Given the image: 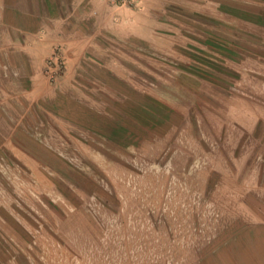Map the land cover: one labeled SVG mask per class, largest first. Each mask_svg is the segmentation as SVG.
I'll return each instance as SVG.
<instances>
[{"label":"rangeland","instance_id":"1","mask_svg":"<svg viewBox=\"0 0 264 264\" xmlns=\"http://www.w3.org/2000/svg\"><path fill=\"white\" fill-rule=\"evenodd\" d=\"M162 14L163 35L144 50L99 45L98 59L157 99L133 110L132 123L143 119L128 144L68 135L70 170L47 184L27 183L0 152V264H205L227 226L264 222V41L224 37L182 7ZM219 48L228 67L242 61L239 85ZM70 190L90 197L63 199Z\"/></svg>","mask_w":264,"mask_h":264},{"label":"crops","instance_id":"2","mask_svg":"<svg viewBox=\"0 0 264 264\" xmlns=\"http://www.w3.org/2000/svg\"><path fill=\"white\" fill-rule=\"evenodd\" d=\"M169 5L219 21L224 37L264 41V0H0V152L15 158L27 183L64 179L70 164L59 147L69 146L68 135L129 143L130 127L143 119L132 123L134 111H152L157 99L134 90L114 60L98 59L99 45L156 44ZM218 52L228 67L227 50ZM228 68L238 84L242 61ZM69 192L63 199L90 197ZM201 256L205 264H264V222L227 226Z\"/></svg>","mask_w":264,"mask_h":264}]
</instances>
